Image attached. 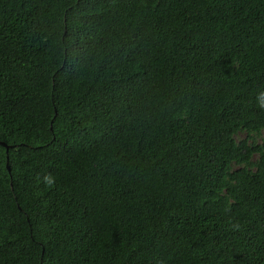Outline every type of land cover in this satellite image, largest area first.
<instances>
[{
    "label": "trees",
    "instance_id": "obj_1",
    "mask_svg": "<svg viewBox=\"0 0 264 264\" xmlns=\"http://www.w3.org/2000/svg\"><path fill=\"white\" fill-rule=\"evenodd\" d=\"M0 264H264V0H0Z\"/></svg>",
    "mask_w": 264,
    "mask_h": 264
},
{
    "label": "rangeland",
    "instance_id": "obj_2",
    "mask_svg": "<svg viewBox=\"0 0 264 264\" xmlns=\"http://www.w3.org/2000/svg\"><path fill=\"white\" fill-rule=\"evenodd\" d=\"M49 38H50V36L48 35L46 39L48 40ZM242 137H244V136H242Z\"/></svg>",
    "mask_w": 264,
    "mask_h": 264
}]
</instances>
